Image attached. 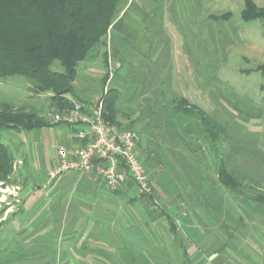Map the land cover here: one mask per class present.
Segmentation results:
<instances>
[{"label": "rangeland", "instance_id": "1", "mask_svg": "<svg viewBox=\"0 0 264 264\" xmlns=\"http://www.w3.org/2000/svg\"><path fill=\"white\" fill-rule=\"evenodd\" d=\"M250 1L264 12V0ZM243 8L242 0H127L96 57L80 63L71 103H82L87 113L104 106L114 90L115 121L135 133L153 202L170 219L142 213L143 223H131L122 207L129 199L136 200L133 208L144 206L133 189L126 191L109 212L127 227L112 219L88 225L96 236L84 245L106 256L85 253L78 264H264V18L242 20ZM50 70L61 72L60 63L53 61ZM31 87L19 76L1 79L0 103L62 124L66 110ZM181 99L187 104L176 111ZM196 108L225 130L213 146L201 136ZM21 137L25 133H1L14 160ZM221 165L236 189L219 183ZM21 171L0 182L6 204L11 200L2 193L27 180ZM27 221L18 214L0 221V264H59L63 257L50 263L30 248L28 233H17ZM73 229L78 235L79 227ZM122 247L131 255H118Z\"/></svg>", "mask_w": 264, "mask_h": 264}, {"label": "trees", "instance_id": "2", "mask_svg": "<svg viewBox=\"0 0 264 264\" xmlns=\"http://www.w3.org/2000/svg\"><path fill=\"white\" fill-rule=\"evenodd\" d=\"M126 1L0 0V80L13 76L22 77L31 83V91L35 95H49L58 110L71 109V102L76 98L72 84L80 63L90 62L96 57L101 38L118 17ZM242 1V20L264 18V12L250 0ZM53 61L60 63L61 72L50 70ZM116 102L114 90L109 89L103 100V119L121 128L115 121ZM186 104L181 99L176 103L175 110L178 111ZM183 110L187 112L186 109ZM196 112L203 130L201 136L207 145L213 146L220 140L219 133L224 134L225 130L204 112L197 108ZM53 126L56 124L39 118L36 113L12 111L7 104L0 103V140L4 131L24 133ZM13 161L7 147L0 142V182H6L13 173ZM144 165L149 173L147 160ZM217 176L220 184L236 189L234 179L224 166H220ZM131 189L133 187L128 185L125 190L114 193L122 195ZM238 193L242 194V191ZM136 198L144 206L136 205V214L139 216L145 213L153 219L158 215L170 219L163 205L153 202V196ZM129 202L134 204L136 200L129 199ZM170 228L173 230V227ZM119 251H122L118 253L122 258L131 255L126 253V248L122 247Z\"/></svg>", "mask_w": 264, "mask_h": 264}, {"label": "crops", "instance_id": "3", "mask_svg": "<svg viewBox=\"0 0 264 264\" xmlns=\"http://www.w3.org/2000/svg\"><path fill=\"white\" fill-rule=\"evenodd\" d=\"M75 130V126L59 124L24 132L25 137H21L20 150L16 154L12 174L17 171L16 174L20 176L19 170H22L27 180L24 183L23 180L18 181L11 186L9 190L13 193H2L3 197L11 200L10 204L0 200V221L6 222L15 214L26 215L28 221L20 230L21 233H17H28L29 240L34 241L30 248L37 250L34 251L35 254L49 256L50 263L53 257H63L59 264H78L80 262L76 261L77 258L82 259L85 253L106 256L100 250L94 252L84 245L90 240V234L96 236L95 233H90L88 225H96L100 220L108 223V219H112L127 227L121 216L114 217L109 212L110 209H113L112 212L117 210L119 196L107 191L94 174L70 171L52 181L48 180L56 162L57 149H68L77 145L73 138ZM21 163L23 169L20 167ZM156 186L160 189L159 184ZM133 192L136 194L134 188ZM130 203L128 200L122 207L125 215L131 223H143L142 217L136 214V207L133 208ZM77 226L80 230L78 229V235L75 236L73 228ZM25 228L27 231H24ZM93 229L91 228V231ZM137 229L143 234L141 227ZM96 241L97 238L93 239V242ZM74 242L75 249L72 247V250L71 245L73 246Z\"/></svg>", "mask_w": 264, "mask_h": 264}, {"label": "built area", "instance_id": "4", "mask_svg": "<svg viewBox=\"0 0 264 264\" xmlns=\"http://www.w3.org/2000/svg\"><path fill=\"white\" fill-rule=\"evenodd\" d=\"M83 107L73 103L59 118L62 124L77 128L73 135L77 145L57 149L48 180L70 171L89 173L111 193L131 185L139 196H152L153 186L138 151L135 133L105 121L102 102L89 108L87 113Z\"/></svg>", "mask_w": 264, "mask_h": 264}]
</instances>
